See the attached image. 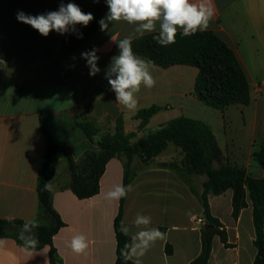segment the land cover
I'll return each instance as SVG.
<instances>
[{
  "label": "crops",
  "instance_id": "obj_1",
  "mask_svg": "<svg viewBox=\"0 0 264 264\" xmlns=\"http://www.w3.org/2000/svg\"><path fill=\"white\" fill-rule=\"evenodd\" d=\"M69 2L73 0H0V59L5 62L0 64L2 219L37 220V178L46 136L66 146L73 161L79 164L87 153L98 150L101 134L115 132L118 118H122L125 132L135 131L133 124L130 126L127 122H135L134 115L142 108L160 107L149 124L158 117L164 122L181 117L202 121L198 115L203 108L192 94L197 75L195 67L155 66L152 75L156 85L151 89L141 87L135 111H128L116 102L104 73L118 49L114 40L132 34L133 25L113 22L107 31H101L98 25L94 34L77 49L65 52L61 46L63 35L52 31L44 37L16 18L19 11L34 16L47 14L57 11L61 3ZM213 2L216 15L208 31L234 52L249 83L251 104L253 96L264 92V0ZM93 48L99 49L101 69L94 77L89 75L87 62L81 57V53ZM257 90L260 92L256 93ZM82 122L89 124V137L79 126ZM228 133L214 132L225 158L232 165L245 168L249 176L262 178L264 170L252 160L256 132L249 133L241 163L236 160L240 139ZM182 159L181 151L168 144L144 165L135 160L132 163L134 175L129 184L133 190L123 198L121 221L134 233L139 230L133 226L137 214L148 215L152 218L150 227L167 233L166 240H158L149 248L141 258L142 264H189L200 253L201 204L176 170L165 165L180 163ZM212 168H219V164L213 163ZM123 176V159H110L99 179L98 193L79 199L69 187L71 175L67 160L60 159L50 181L54 186L50 193L53 209L64 224L52 237V246L62 264L115 263L113 223L119 201H107L104 194L114 185L123 184ZM191 181L200 194L205 177L192 176ZM232 195L228 189L220 195L208 196L210 213L222 225L230 244L225 247L214 235L208 264H253L256 249L251 202L246 197L247 206L233 218ZM12 230L7 237L0 238L4 241L0 264H49L48 246H36L25 253L23 243L16 240ZM77 234L88 239L85 254L77 255L69 247L71 238ZM166 245L172 248L170 255L165 252Z\"/></svg>",
  "mask_w": 264,
  "mask_h": 264
},
{
  "label": "trees",
  "instance_id": "obj_2",
  "mask_svg": "<svg viewBox=\"0 0 264 264\" xmlns=\"http://www.w3.org/2000/svg\"><path fill=\"white\" fill-rule=\"evenodd\" d=\"M85 13H91L94 19L87 27L77 25V32L63 34L61 46L63 51L71 52L86 39L91 37L99 25V21L109 11L106 0H73ZM82 34V38L79 35ZM155 34H146L143 38L134 39L132 48L138 56L154 61L155 66L168 68L174 65L195 67L197 75L193 84V94L204 106L223 111L230 105L247 106L250 103V87L234 52L210 31L197 32L190 37L177 35L176 42L167 47L161 46L153 39ZM119 49L114 51L117 55ZM160 107L150 106L136 112L134 119L138 120L137 129H144ZM86 136H90L89 124L79 123ZM133 133H126L122 118L116 121L114 133L101 134L98 140V150L87 153L81 163L73 161L70 150L63 145L45 139V149L40 161L37 178L38 212L37 221L40 227L33 230L38 239L37 246H48L49 264H62L56 250L52 246V237L64 225L59 215L53 209L51 193L44 190V185L51 181L60 159L67 160L71 175L70 189L79 199L96 195L99 191V179L105 170L107 162L114 157L123 159V185L127 186L134 172L132 163L134 157L143 162H149L158 156L168 144L177 147L183 154L181 167L175 162L165 164L176 170L181 180L186 183L201 204V218L204 225L213 227L209 237H205L201 227V250L199 255L189 264H208L211 254V239L217 235L225 247H230L227 235L220 222L214 218L209 209L208 196L220 195L230 189L232 195V217L237 218L241 209L247 206L246 197L251 202L252 220L255 231L253 245L256 255L253 264H264V176L260 179L249 176L245 168L229 163L220 149L210 126L203 121L190 118L171 119L147 136L145 145H133L130 142ZM252 160L264 170V147L253 151ZM217 161L219 168L213 169L212 162ZM204 176L202 192L199 194L192 185V176ZM123 199L119 201L117 215L113 227L116 240L115 263L133 264L121 256V249L130 240L120 232ZM21 220H6L0 218V238L7 237L13 226L24 224ZM15 236V235H14ZM16 240L23 243L18 237ZM167 255L172 253L170 245H166Z\"/></svg>",
  "mask_w": 264,
  "mask_h": 264
},
{
  "label": "clouds",
  "instance_id": "obj_3",
  "mask_svg": "<svg viewBox=\"0 0 264 264\" xmlns=\"http://www.w3.org/2000/svg\"><path fill=\"white\" fill-rule=\"evenodd\" d=\"M99 3V0H94ZM108 13L99 21L101 31H107L113 22H126L134 26L132 34L114 40L119 52L113 56L105 70V79L110 89L115 93L116 102L128 111H135L138 106L137 94L141 87L151 89L156 85L152 75L155 67L154 61L145 59L134 53L132 42L134 39L143 38L146 34H155L153 39L157 44L167 47L176 42L177 35L190 37L197 32L209 30L210 22L215 18L216 8L213 0H106ZM18 22L30 25L44 37L52 31L58 34L77 32V25L87 27L94 19L91 13H85L75 3H61L57 11L47 14L30 15L23 11L17 13ZM82 38V34L79 35ZM99 49L81 53L89 67V75L96 76L101 69L98 67L100 57ZM5 62L0 59V64ZM45 191H54L51 182L44 185ZM133 190L131 184L114 185L104 194L107 201L118 202ZM152 218L148 215L137 214L133 226L139 229L132 233L131 228L124 221L120 222V232L129 236L130 240L121 249V256L125 261L133 264H142V257L155 242L167 239V233L158 228L150 227ZM40 227L39 221L33 219L22 225L19 239L23 241L25 253L34 250L39 241L33 235V230ZM4 241L0 240V249ZM69 247L77 255L85 254L89 242L85 235L77 234L71 238Z\"/></svg>",
  "mask_w": 264,
  "mask_h": 264
},
{
  "label": "rangeland",
  "instance_id": "obj_4",
  "mask_svg": "<svg viewBox=\"0 0 264 264\" xmlns=\"http://www.w3.org/2000/svg\"><path fill=\"white\" fill-rule=\"evenodd\" d=\"M257 92L259 93L260 91L257 90L256 93ZM201 106V108H203V111L199 113L198 117H200V119L204 123L210 126L213 134L214 132H229L228 136L235 134V136L239 137L240 147L238 148V150H240V152L236 154V160H239V163H241V161H243V158L245 157L244 153L247 148L246 141L250 132H256L254 137V149L258 150L260 149V147H264V92L262 94L253 96L251 104L247 106H228L225 109L226 111H223L224 114L220 111H215L214 109L208 108L202 104ZM138 122V120H136L135 122L128 121L127 124L130 126L133 124L132 128L135 129V131L126 133H133V136L130 139V142L133 145L140 144L142 146L145 145L147 136L151 133H154L160 125L165 123L158 117V119L152 120L150 124L148 123V125L144 129L139 131L137 129ZM130 126H128V129L130 128ZM219 140H221V138H219ZM222 143L223 142H221V145ZM163 154L165 155V153ZM134 160L140 165L145 164V162H143L139 158L134 157ZM175 163L178 164L179 168L181 167L182 162ZM213 163L217 164L218 162L213 161L212 164ZM12 229V233L19 238L22 227L13 226Z\"/></svg>",
  "mask_w": 264,
  "mask_h": 264
},
{
  "label": "water",
  "instance_id": "obj_5",
  "mask_svg": "<svg viewBox=\"0 0 264 264\" xmlns=\"http://www.w3.org/2000/svg\"><path fill=\"white\" fill-rule=\"evenodd\" d=\"M204 233H205V237H209L213 231V227L210 225H204Z\"/></svg>",
  "mask_w": 264,
  "mask_h": 264
},
{
  "label": "built area",
  "instance_id": "obj_6",
  "mask_svg": "<svg viewBox=\"0 0 264 264\" xmlns=\"http://www.w3.org/2000/svg\"><path fill=\"white\" fill-rule=\"evenodd\" d=\"M199 222H200V220H199Z\"/></svg>",
  "mask_w": 264,
  "mask_h": 264
}]
</instances>
